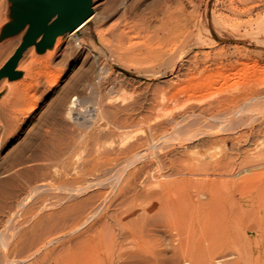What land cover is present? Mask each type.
I'll list each match as a JSON object with an SVG mask.
<instances>
[{"label":"rangeland","instance_id":"obj_1","mask_svg":"<svg viewBox=\"0 0 264 264\" xmlns=\"http://www.w3.org/2000/svg\"><path fill=\"white\" fill-rule=\"evenodd\" d=\"M92 5L98 25L12 68L35 6L15 24L28 8L0 0V264H190L165 231L178 201L209 180L236 206L264 195V0ZM236 233L198 262L264 264Z\"/></svg>","mask_w":264,"mask_h":264},{"label":"bare ground","instance_id":"obj_2","mask_svg":"<svg viewBox=\"0 0 264 264\" xmlns=\"http://www.w3.org/2000/svg\"><path fill=\"white\" fill-rule=\"evenodd\" d=\"M92 2H93V0H91V4H92ZM23 3L26 5V7L28 9L24 10V9L18 8V11H17L18 17H17V21L15 22V24H19L20 21L22 20L21 15L23 13H26V12L30 11L31 9H33V6L37 7L38 10L41 11V14H44V10L49 9L51 7V3H49L46 0H23ZM92 10L93 11H92L91 16L77 29L57 31V32L49 34L48 28L51 27L56 21H59V22H61V24H64V22L68 21V19H69V15L66 11L57 12L56 15L48 21L47 28L42 30L39 33V35L37 36V38H35L33 40V42L28 47L29 48L32 46L34 47V45H36L37 40H40L41 41L40 47L42 48V50L46 51L44 53H46V54L54 53L56 51V49L59 47V45L61 44L62 37L64 34H67V33L75 34L79 31L83 30L86 26L89 28V23L91 21H93L95 24L98 25V23L101 20V14L97 9L93 8V5H92ZM181 11L182 10L180 9V12ZM249 11H251L250 8H249ZM161 15H163L165 20H168L170 18V14H169L167 6L162 11ZM156 16H157V14H156ZM128 18H129V16H128ZM152 18L153 17H151V20H152ZM176 18H178V17H176ZM189 19L190 18H188V20ZM151 20H150V22H151ZM157 20H159V19H157ZM145 22H144V24H145ZM164 22H165V24L167 23L166 21H164ZM29 23H30V29L32 30L34 25H35V17L34 16L29 20ZM135 23H134V25H135ZM152 23H150V24H152ZM117 26L120 27V25H117ZM119 27H118V30H119ZM122 27L124 28L123 24H122ZM160 28H161V26H160ZM151 29H152V26H151ZM263 30H264V28H263ZM130 37H132V36H130ZM129 38L128 39L126 38V39L129 41ZM80 41H81V39H80ZM81 42L84 43L85 39H82ZM22 53L17 57L15 65L17 64L19 58L22 56ZM9 75H7V76H9ZM17 95H19V94H17ZM18 100H20V99L18 98ZM216 102L217 101H215V103ZM218 104L220 105V102L217 104H214V102H213V108H215L216 107L215 105H218ZM66 153L67 152H65V154ZM57 155H58L57 156V158H58L60 155L59 154H57ZM67 158H69V157H67ZM87 165H88V163H87ZM54 173L55 172H53V174ZM66 173L69 174L68 172H66ZM66 173H63V175L64 174L67 175ZM55 174L53 176L56 177L58 175V173H57V175H55ZM243 181H245V180H241L239 183V184H241L242 187L244 184ZM197 182L201 184V181H197ZM230 184H231V182H230ZM227 185H229V183L221 184L220 182H217V181H212V180L206 181L205 188H203L204 192L201 191L202 193H200V195H198V196L191 195V196L187 197L186 200L189 202L188 207L179 206V204H178L179 201H178L175 204V208L169 211L168 224L165 225V231L170 236H173L175 240H177V248L179 250V253H178L179 257L178 258L180 260H181V258H182V261H184L185 259H188L190 264H201L198 261H199V259H201L200 256H201L202 252H207L208 250H212L213 247L215 245H217L218 242H222V241L230 243V245L228 244L229 246L225 245L226 248L227 247L230 248L231 242H233L235 240V235L237 234L236 232H238L239 234H244L249 242H254V243L260 244V242L264 241V195L261 194L260 196H258V198L255 201H250V198L249 199L244 198L245 199L244 205L243 206L242 205L236 206L234 203V200L231 197H229L230 195L223 196L222 193H219L220 192L219 187L223 188L224 186L226 187ZM241 192H243V191L241 190ZM242 197H245V196L243 195ZM249 206L252 208H250ZM141 238H142V236H141ZM238 244H240V242H238ZM145 246H147V245H145ZM142 247H143V245L141 246V248ZM144 249H146V247ZM147 249H148V247H147ZM147 249H146V251H147ZM142 251H143V249H142ZM147 253H149V252L147 251L146 255H144L143 257L133 258L129 264H163L164 263V260L162 259V257H160L159 253L156 252L155 250H151V252H150L151 255H148ZM223 253H225V252H223ZM223 253H221V254H223ZM144 254H145V252H144ZM213 254L215 256V253H213ZM174 257L177 258L176 255ZM178 258H177V260H178ZM219 258L221 260V258H223V257H219ZM173 260H171V261H173ZM171 261H167V263L171 262ZM182 261H180V263ZM173 262H175V261H173Z\"/></svg>","mask_w":264,"mask_h":264},{"label":"water","instance_id":"obj_3","mask_svg":"<svg viewBox=\"0 0 264 264\" xmlns=\"http://www.w3.org/2000/svg\"><path fill=\"white\" fill-rule=\"evenodd\" d=\"M51 3L49 9L44 10V14L35 7V10L31 12L27 18L30 20L35 17V25L29 34L20 45V47L12 55L10 64L12 68L15 67L17 57L33 42L39 33L47 28L48 21L56 15L59 11H66L69 15L68 21L64 24L56 21L51 27L48 28V33H54L57 31L75 30L81 26L92 14L91 0H46ZM34 7V6H33Z\"/></svg>","mask_w":264,"mask_h":264}]
</instances>
